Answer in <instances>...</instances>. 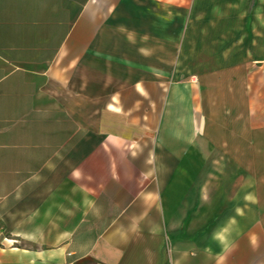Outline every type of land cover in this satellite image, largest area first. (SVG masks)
I'll return each instance as SVG.
<instances>
[{
	"label": "crops",
	"instance_id": "obj_1",
	"mask_svg": "<svg viewBox=\"0 0 264 264\" xmlns=\"http://www.w3.org/2000/svg\"><path fill=\"white\" fill-rule=\"evenodd\" d=\"M0 264H264V0H0Z\"/></svg>",
	"mask_w": 264,
	"mask_h": 264
}]
</instances>
